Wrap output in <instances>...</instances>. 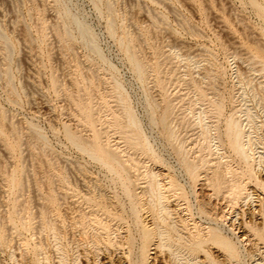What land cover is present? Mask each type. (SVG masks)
I'll use <instances>...</instances> for the list:
<instances>
[{
    "label": "rangeland",
    "instance_id": "rangeland-1",
    "mask_svg": "<svg viewBox=\"0 0 264 264\" xmlns=\"http://www.w3.org/2000/svg\"><path fill=\"white\" fill-rule=\"evenodd\" d=\"M0 264H264V0H0Z\"/></svg>",
    "mask_w": 264,
    "mask_h": 264
},
{
    "label": "bare ground",
    "instance_id": "bare-ground-1",
    "mask_svg": "<svg viewBox=\"0 0 264 264\" xmlns=\"http://www.w3.org/2000/svg\"><path fill=\"white\" fill-rule=\"evenodd\" d=\"M133 58V57H132ZM132 62H134V59H132ZM134 63H137V66H136V64H134L135 66H136V68L138 67V62H134ZM138 68H140V66L138 67ZM138 70V69H137ZM140 70V69H139ZM129 120V119H128ZM132 121H134L133 119H131ZM135 122H131V124L130 125H132V124H134ZM136 124H134V125H132V126H135ZM137 126V125H136ZM136 126H135V128H136ZM234 126V128L236 129V127H235V125H233ZM235 132V131H234ZM236 133V132H235ZM239 133H236L235 135H234V138H235V146H237V148L238 149H236L237 151H239V150H242V147L240 146V144H239V135H238ZM232 140H233V138H232ZM240 152V151H239ZM240 153H243V152H240ZM244 154V153H243ZM160 232V230H158L157 231V233H159ZM163 233H165V232H163ZM160 234H161V232H160ZM159 234H157V236H158ZM165 235H166V233H165ZM163 235L161 234L160 236H159V238L160 237H162ZM201 240V239H200ZM198 242V241H197Z\"/></svg>",
    "mask_w": 264,
    "mask_h": 264
}]
</instances>
